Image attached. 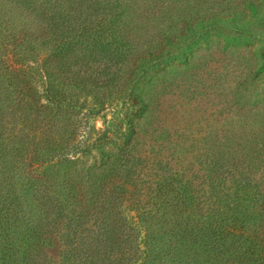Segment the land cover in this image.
Instances as JSON below:
<instances>
[{
    "label": "trees",
    "instance_id": "trees-1",
    "mask_svg": "<svg viewBox=\"0 0 264 264\" xmlns=\"http://www.w3.org/2000/svg\"><path fill=\"white\" fill-rule=\"evenodd\" d=\"M249 10L218 0H0V264H56L55 238L58 264H264L254 173L228 181L234 171L212 165L199 195L160 160L139 184L132 149L169 66H189L216 36L229 50L264 48ZM259 53L258 68L226 75L244 102L264 99L247 85L263 73ZM86 83L135 112L122 143L78 167L76 114L87 110L63 87ZM128 186L146 189L133 216L123 210Z\"/></svg>",
    "mask_w": 264,
    "mask_h": 264
},
{
    "label": "rangeland",
    "instance_id": "rangeland-1",
    "mask_svg": "<svg viewBox=\"0 0 264 264\" xmlns=\"http://www.w3.org/2000/svg\"><path fill=\"white\" fill-rule=\"evenodd\" d=\"M218 1L249 7L245 21L253 25L254 32L264 29V0ZM214 40L195 55L189 66H169L165 80L150 88L149 107L135 127L137 141L132 149L134 157L139 158L134 159L136 180L139 184L151 181V171L167 161L197 184L202 195L207 189L206 169L217 165L234 171L226 174L228 181L254 173L255 180L260 181L256 192V205L260 206L264 199V99H251L249 103L240 100L233 95L236 81L226 75L258 68L259 51L264 48L257 41L255 47L237 45L229 50L230 45L225 46L222 38L219 41L216 36ZM247 85L251 90L264 89V68L258 79L247 81ZM65 89L74 96L76 106L82 104L87 110L76 114V142L72 149L80 160L77 166L82 167L96 159L101 150L122 143L130 128L126 119L135 111L122 97L107 96L104 88L95 84ZM88 109L93 113H88ZM128 187L122 195L123 210L133 216L134 209L146 199V189L134 191ZM262 222L258 240L264 247ZM61 250L58 238L47 249L56 264L60 262ZM262 254L264 258V250Z\"/></svg>",
    "mask_w": 264,
    "mask_h": 264
}]
</instances>
